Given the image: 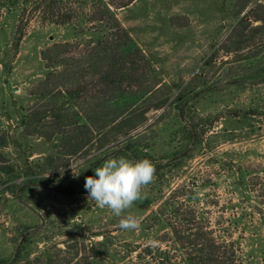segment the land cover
<instances>
[{
	"label": "rangeland",
	"instance_id": "rangeland-1",
	"mask_svg": "<svg viewBox=\"0 0 264 264\" xmlns=\"http://www.w3.org/2000/svg\"><path fill=\"white\" fill-rule=\"evenodd\" d=\"M116 13L150 63L129 92L132 135L164 169L121 217L88 198L85 177L116 156L104 152V138L63 153L54 88L82 80L49 68L55 45L87 37L32 12L17 48L19 13L1 14L0 264L139 263L135 246L172 244L166 225H180L181 203L212 227L220 222L236 264H264V0H136ZM173 160L180 166L169 167ZM128 214L142 217L138 230L119 227Z\"/></svg>",
	"mask_w": 264,
	"mask_h": 264
},
{
	"label": "trees",
	"instance_id": "trees-1",
	"mask_svg": "<svg viewBox=\"0 0 264 264\" xmlns=\"http://www.w3.org/2000/svg\"><path fill=\"white\" fill-rule=\"evenodd\" d=\"M134 1L136 0H0V15L19 13L14 40L17 48L26 35L32 17H35L27 14L32 12L40 13L39 17L44 22L69 28L76 36L87 37L84 43L55 45L54 60L50 59L52 62L49 68L54 69V77L63 74L67 79L82 80L75 88H54V123L57 124L55 135L62 142L65 141V155L73 157L83 148L90 147L97 138H104V148L108 147L104 150L105 153L111 152L116 157L129 156L131 160H154L137 144L140 134L132 135L137 128L134 120L135 106H129L128 102L134 97L129 95L130 91H134L132 83L138 76L143 77L149 71L150 63L116 13ZM76 50L79 57L75 58L71 53ZM45 57L49 59L47 55ZM78 74L81 76L77 77ZM59 98L62 99L61 102ZM77 100L81 103L74 102ZM94 100L102 102L92 105ZM57 101L60 102L59 106L56 105ZM118 104H122L118 111H109L113 109V105ZM79 105L82 109L77 112L75 108ZM86 105L90 107L85 108ZM185 105L186 103L183 107ZM71 109H75L73 114H70ZM110 129L116 131L117 136ZM107 130L111 131L113 140L108 139ZM121 138L124 140L111 147L112 143ZM101 161L102 159L97 160L93 166L102 164ZM153 163L154 175H158L164 166ZM179 166L180 163L176 160L169 165L171 168ZM93 168L95 167L90 172L92 175ZM6 173H9L7 169ZM173 212L180 225L176 222L166 225L173 234L172 244L165 239H158L159 243H168L167 247L153 243L135 246L132 252L140 262L132 264H236L237 248L220 232V222L217 224L218 229L212 227L200 220L197 209L183 203L176 204ZM90 257L100 258L101 254L93 250ZM124 261V264H129Z\"/></svg>",
	"mask_w": 264,
	"mask_h": 264
},
{
	"label": "clouds",
	"instance_id": "clouds-1",
	"mask_svg": "<svg viewBox=\"0 0 264 264\" xmlns=\"http://www.w3.org/2000/svg\"><path fill=\"white\" fill-rule=\"evenodd\" d=\"M93 171L94 175L85 177L88 198L100 208H108L115 216L121 217L141 199L142 188L153 180L155 165L148 158L131 160L121 156L104 160ZM141 223L142 217L128 214L120 219L119 227L134 231Z\"/></svg>",
	"mask_w": 264,
	"mask_h": 264
}]
</instances>
